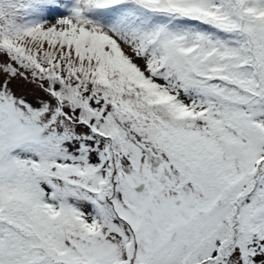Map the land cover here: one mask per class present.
Segmentation results:
<instances>
[{"label":"snow or ice","instance_id":"1","mask_svg":"<svg viewBox=\"0 0 264 264\" xmlns=\"http://www.w3.org/2000/svg\"><path fill=\"white\" fill-rule=\"evenodd\" d=\"M0 264H264V0H0Z\"/></svg>","mask_w":264,"mask_h":264}]
</instances>
